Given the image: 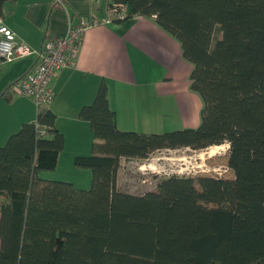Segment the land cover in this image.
Segmentation results:
<instances>
[{
  "label": "trees",
  "instance_id": "16d2710c",
  "mask_svg": "<svg viewBox=\"0 0 264 264\" xmlns=\"http://www.w3.org/2000/svg\"><path fill=\"white\" fill-rule=\"evenodd\" d=\"M13 1L0 0V16ZM104 1L125 7L121 21L153 18L178 42L199 123L122 132L101 84L78 113L94 138L90 156L73 161L90 171L78 190L39 178L63 148L40 107L0 147V264H264V0ZM223 143L231 179L164 176L140 195L115 188L121 158Z\"/></svg>",
  "mask_w": 264,
  "mask_h": 264
},
{
  "label": "crops",
  "instance_id": "0c3cea01",
  "mask_svg": "<svg viewBox=\"0 0 264 264\" xmlns=\"http://www.w3.org/2000/svg\"><path fill=\"white\" fill-rule=\"evenodd\" d=\"M59 1L63 6L56 0H15L5 4L0 18L19 41L36 51L44 36L58 38L67 34V18L71 26L87 21L97 24L83 33L71 65L56 72L51 80L54 97L44 108L55 116L54 127L63 137V148L54 170L39 173L42 180L70 183L78 190H86L91 183L90 171L77 169L73 161L90 156L94 138L89 124L80 120L78 113L93 102L101 84L108 108L115 113L117 129L122 132L150 135L194 129L201 105L198 96L189 90L191 65L181 58L178 42L163 32L153 18L133 16L118 23L107 12L104 0ZM35 61L34 56H28L0 64V147L23 124L35 120L33 101L11 92V85L31 72ZM4 93L10 102L2 99ZM170 113L176 114L178 124L171 126ZM138 163L120 159L117 190L122 191L123 183L129 181L119 179L121 167ZM129 188L122 192L133 195L131 191L135 189Z\"/></svg>",
  "mask_w": 264,
  "mask_h": 264
},
{
  "label": "built area",
  "instance_id": "2783aa9c",
  "mask_svg": "<svg viewBox=\"0 0 264 264\" xmlns=\"http://www.w3.org/2000/svg\"><path fill=\"white\" fill-rule=\"evenodd\" d=\"M57 5H62L59 0H56ZM124 6L108 9L112 18L117 21L126 18ZM69 27L66 35L48 39L44 36L39 49L32 50L27 45L19 41L14 33L7 29L0 18V61L2 63H11L17 59H24L28 56L36 58L35 66L31 72L24 75L22 78L15 80L11 85L12 93L17 96L30 98L35 108L45 107L50 104L54 97V90L51 87V80L54 74L65 67L71 65L75 56L78 53L82 35L90 27L97 26L94 21L79 22L71 26L70 20H66ZM107 24L108 22H104ZM216 148V147H215ZM228 145L226 144L227 150ZM204 166V165H203ZM227 167L212 169V172H224Z\"/></svg>",
  "mask_w": 264,
  "mask_h": 264
},
{
  "label": "rangeland",
  "instance_id": "374dc122",
  "mask_svg": "<svg viewBox=\"0 0 264 264\" xmlns=\"http://www.w3.org/2000/svg\"><path fill=\"white\" fill-rule=\"evenodd\" d=\"M168 119L171 126L179 123V119L174 113H170ZM217 147L219 146H211L210 148L198 151L187 147L174 150H162L152 153L145 160H139L137 166L128 165L129 169L127 165H125V168L122 166L119 179L129 180L123 183L125 186L122 187V191H128V188L131 187L129 189H135L131 193L140 195L145 193L144 191L146 190L152 191L159 180L164 178V176L170 175L190 176L192 178L216 177L220 179H231L232 174L229 169L224 172H212V169L227 166L225 164L227 156V152L225 151L226 143H223L219 148ZM139 177L142 178L139 179ZM127 186L129 187L127 188Z\"/></svg>",
  "mask_w": 264,
  "mask_h": 264
},
{
  "label": "bare ground",
  "instance_id": "6f19581e",
  "mask_svg": "<svg viewBox=\"0 0 264 264\" xmlns=\"http://www.w3.org/2000/svg\"><path fill=\"white\" fill-rule=\"evenodd\" d=\"M217 148H219V147H217Z\"/></svg>",
  "mask_w": 264,
  "mask_h": 264
}]
</instances>
